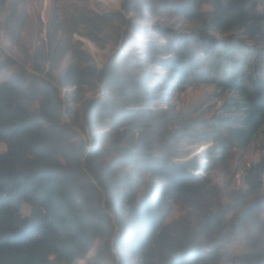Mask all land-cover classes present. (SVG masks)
<instances>
[{
    "label": "trees",
    "instance_id": "trees-1",
    "mask_svg": "<svg viewBox=\"0 0 264 264\" xmlns=\"http://www.w3.org/2000/svg\"><path fill=\"white\" fill-rule=\"evenodd\" d=\"M173 17L199 24L180 31ZM76 20L96 44L128 25L148 52L126 43L100 66L67 31L46 56L21 61L0 47V264H76L96 240L86 264H264V241L229 254L232 208L216 203L208 177L264 128V0H124L122 10ZM209 82L234 115L193 125L222 149L204 153V164L177 160L183 126L163 105ZM244 184L247 220L264 210V153ZM175 203L191 212L168 221Z\"/></svg>",
    "mask_w": 264,
    "mask_h": 264
},
{
    "label": "rangeland",
    "instance_id": "rangeland-1",
    "mask_svg": "<svg viewBox=\"0 0 264 264\" xmlns=\"http://www.w3.org/2000/svg\"><path fill=\"white\" fill-rule=\"evenodd\" d=\"M123 1L7 0L0 11V47L21 61L34 56L37 52L46 56L67 31L73 40L80 39L84 42V47L93 55L100 66H104L113 55L125 47L126 43H128L130 51L146 57L147 44L141 40L140 34L130 33L128 25H123L119 34L116 33L118 26L115 30L110 29L108 35L103 34L101 36L99 44L90 41L77 32V29L83 31L84 29L77 25L76 18L78 19L82 15L122 10ZM204 9H209V6H204ZM168 19L169 24L180 31H191L199 24L198 22L187 21L182 17ZM143 21L152 24L147 19ZM129 27L131 28V26ZM131 35L135 37L133 38ZM108 36L112 39L109 40ZM127 40L128 42H126ZM116 50V54H113ZM66 58L64 65L69 59ZM155 69L159 73H166L160 66H156ZM168 97L163 106L168 107L171 113H177L180 120L179 118L176 120H179L183 126L172 140L174 143L180 141L179 147L183 149V157H179L177 160L192 159L199 156L202 164L207 163V161L210 162V154L204 153L212 149L218 151L222 147H218V142L212 138L201 140L200 135H198L200 131H207L208 134L213 132L210 129L199 130L193 123L212 119L214 116H233V112H227L226 94L222 93L214 83L209 82L192 83L185 90L168 94ZM98 132L99 130H95L93 133L87 131L83 136L90 141L92 135ZM4 149L5 144L0 143V150ZM263 153L264 128L246 149L230 148L227 152V161L220 163L208 175L215 186L216 203H221L222 207L225 208L228 206L232 208L227 214V230L232 234L231 240L226 244V249L232 255L251 252L259 242L264 241V210L251 219L244 220L242 216L244 210L253 200V196L248 195L244 176L248 168L260 160ZM188 212L190 213L191 209L187 205L175 203L168 221ZM101 246L102 242L96 240L86 257L76 264H86L89 259L97 255ZM49 264L61 263L51 261Z\"/></svg>",
    "mask_w": 264,
    "mask_h": 264
},
{
    "label": "water",
    "instance_id": "water-1",
    "mask_svg": "<svg viewBox=\"0 0 264 264\" xmlns=\"http://www.w3.org/2000/svg\"><path fill=\"white\" fill-rule=\"evenodd\" d=\"M121 5L123 6V3H122ZM122 6H121V7H122ZM116 52H117V50L114 51L113 54H116ZM63 94H64V92H63ZM83 135H84V134H83ZM90 140H91V139H90ZM115 254H116V253H115ZM117 254H118V253H117ZM117 254H116V255H117Z\"/></svg>",
    "mask_w": 264,
    "mask_h": 264
}]
</instances>
